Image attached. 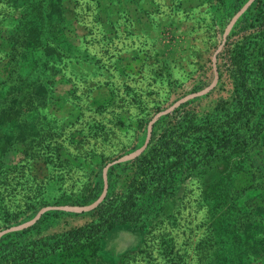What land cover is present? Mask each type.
Here are the masks:
<instances>
[{
  "label": "rangeland",
  "instance_id": "374dc122",
  "mask_svg": "<svg viewBox=\"0 0 264 264\" xmlns=\"http://www.w3.org/2000/svg\"><path fill=\"white\" fill-rule=\"evenodd\" d=\"M40 1L0 0V228L40 209L12 231L48 211L78 214L49 216L36 231L50 245L40 250L56 249L53 264H264V93L247 110L249 144L225 150L217 168L215 148L193 140L202 170L176 172L173 197L143 193L157 171H116L111 219L129 223L102 235L90 213L107 198L109 169L151 149L158 118L216 87L217 54L255 0L234 17L235 0H51L49 11ZM210 66L213 86L175 103ZM204 104L200 117L225 118Z\"/></svg>",
  "mask_w": 264,
  "mask_h": 264
},
{
  "label": "trees",
  "instance_id": "16d2710c",
  "mask_svg": "<svg viewBox=\"0 0 264 264\" xmlns=\"http://www.w3.org/2000/svg\"><path fill=\"white\" fill-rule=\"evenodd\" d=\"M248 1L235 0L237 9L233 13V17L241 12ZM40 2L44 11L55 8L57 3L51 0H41ZM49 15L47 14V16ZM30 36L28 35L26 40L37 45ZM40 49L38 45L36 49L33 48L36 51ZM217 59L218 83L216 87L206 95L181 103L174 111L160 116L153 124L150 140L151 149L131 161L113 165L109 169L108 175L111 184L107 198L90 212L93 216H99L103 220L101 226H106V229L102 231V235L113 231L119 225L126 226L129 223L128 220L122 221L121 218L111 219L115 216V213H113V204L110 205L109 201L111 200V192L114 190L112 180L116 171L121 172L118 177L125 176L126 174L123 173L130 169H132L131 172L141 173L143 176L151 170L157 171L149 178L151 183L155 184V188L152 190L146 188L143 193L151 191L150 196H159L161 199L164 197L167 201V197H173L175 193L169 190L175 188L172 184L176 172H181L184 168L188 171L202 170L204 163L195 157L196 151L187 148L188 144L197 145L193 143V140H206L207 145L212 146L213 149L215 148L214 168L223 163L224 157L222 155L225 150L239 144H249V139L246 137L247 133L243 132L250 129V127H255V121L253 115L247 116V110L258 109L263 103V95L260 93H264V0H255L239 18L224 48L217 54ZM215 79V70L213 66H210L199 76L191 91L182 94L175 100V103L180 102L187 96L211 88ZM228 93L236 95L232 102L224 99V96L229 95ZM216 94H219L217 100H209L213 99ZM205 101H211V104H215L216 108L224 109L227 112L223 115L225 118H218L213 121L211 115L200 117L201 114H207ZM229 104L233 105L232 112L227 107ZM164 111L166 109L157 110L149 122ZM235 112L238 115H235ZM259 134L261 135V131L255 134L256 140H259ZM22 135L23 132L21 131L20 136ZM154 146H157V148L152 150ZM159 170H164V172L159 174ZM167 170H169V173ZM181 181L183 182L184 179ZM102 192L103 182L99 181L97 191L87 205L99 200ZM40 211L41 209L33 211L22 221L8 222L0 228V234H2L0 237V264H53L52 257L55 256L53 252L56 249L52 247L50 250H40V243L44 241L46 236L43 235V237L37 239L36 237L39 236L40 231L37 233L36 231L49 216L66 214L77 217L78 214L48 211L42 214L41 218L33 225L22 230L12 231L16 227L34 221ZM47 231L48 228H45L44 233ZM74 241L68 248L70 256L76 255L80 251L81 244L78 235L74 238ZM42 245L50 247L47 243H42ZM242 251V254L247 252L246 249H242ZM232 258L230 254L228 260L232 261ZM235 259H238L237 264H243V257L236 256ZM61 264H64V262Z\"/></svg>",
  "mask_w": 264,
  "mask_h": 264
}]
</instances>
